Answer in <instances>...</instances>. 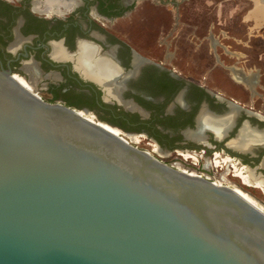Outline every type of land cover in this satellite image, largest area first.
Instances as JSON below:
<instances>
[{"label":"water","instance_id":"water-1","mask_svg":"<svg viewBox=\"0 0 264 264\" xmlns=\"http://www.w3.org/2000/svg\"><path fill=\"white\" fill-rule=\"evenodd\" d=\"M80 110L0 68V264H264L263 209Z\"/></svg>","mask_w":264,"mask_h":264},{"label":"flooded vegetation","instance_id":"flooded-vegetation-1","mask_svg":"<svg viewBox=\"0 0 264 264\" xmlns=\"http://www.w3.org/2000/svg\"><path fill=\"white\" fill-rule=\"evenodd\" d=\"M189 4L195 5L0 0V68L47 101L90 110L162 161L240 186L264 205L250 189L264 197L263 190L237 175L253 170L264 178V142L251 150L228 144L245 125L264 136V66L230 43L245 39L218 28V19L205 22L188 12ZM234 32L240 36L242 30ZM262 32L264 40V26ZM82 48L92 61L109 64L108 84L117 93L78 69ZM233 113L221 137L209 125L201 127L205 115ZM199 132L203 138L188 135Z\"/></svg>","mask_w":264,"mask_h":264},{"label":"rangeland","instance_id":"rangeland-1","mask_svg":"<svg viewBox=\"0 0 264 264\" xmlns=\"http://www.w3.org/2000/svg\"><path fill=\"white\" fill-rule=\"evenodd\" d=\"M191 2H194L195 5L189 4L190 9L188 10V12L199 14V17L203 18L202 20H205V22H215V19H218L219 22H221V25L217 26L218 28H221V30H242L241 34L237 33L240 36H236V33L234 31L232 33V35H235L234 37L236 38L245 39L244 44L239 41L232 40L230 43L233 45L234 50H240L251 55L254 60H258L259 63H256L258 64L257 67L264 66V40H262L261 36H259L263 33L262 29L264 26V17H256L253 12V10L256 9L259 4L262 5L264 10V0H190V3ZM242 19H244L245 21L242 22ZM245 33L247 34V37L244 36ZM249 38H252L253 40L249 42ZM249 44L254 46H247ZM258 55L260 59H257ZM93 114L97 116L95 113ZM97 118L99 117L97 116ZM99 119L98 121H101L102 123H105L107 125L109 124L105 120L102 121V119ZM183 169L186 171L190 170H187L186 168ZM190 171H192L193 173L195 172L193 170ZM238 187L243 193L252 196L242 187ZM260 189H262L264 192L263 188ZM250 191L254 193V195L259 199L264 200V197L260 194V191L258 189H250Z\"/></svg>","mask_w":264,"mask_h":264},{"label":"bare ground","instance_id":"bare-ground-1","mask_svg":"<svg viewBox=\"0 0 264 264\" xmlns=\"http://www.w3.org/2000/svg\"><path fill=\"white\" fill-rule=\"evenodd\" d=\"M257 4H258V2H257ZM253 12H254L256 17H264V10H263V7H262L261 4H259L256 7V9L253 10ZM82 49H83V52H82L81 55H83V56L81 57V55H80L79 58H78V62H77L78 63V69H80V70L82 69L83 72H84L83 74H85V76H89V77L95 78L96 81H98L101 84H103L105 89H107V91L110 94H115L116 91L114 92V89H112L113 87L110 88V86L108 84L109 80H110V78H109V73H110L109 69L110 68L108 67L109 64L105 63L103 60L92 61L93 59L91 60V57L88 55V53L90 51L86 50V48H82ZM80 112L83 115L87 116L89 119L98 121V119L96 118L97 116L95 117L93 112L86 113L83 110H80ZM234 117H235L234 113L232 115H230V116H227L226 118H220V119H213V118H210L208 115H205L204 117H201L200 123L202 122L201 123V127H203V128H204V124L209 125L213 130H215V132L217 134V137H221L224 134V131L226 130L229 121L234 119ZM99 122H101V121H99ZM231 122H233V120ZM101 124H103L105 127L110 129L111 131H113V132H115L117 134H121V132L119 130L113 129V127H111L110 125H107V124L102 123V122H101ZM242 127L243 128L239 132L238 137L235 138V139H232L228 143L229 145L238 147V148H240L242 150H251L253 144H255L256 142H261V141L264 142V136L263 135H261L260 133L254 132L252 129H250L246 125L242 126ZM187 133H189V132H187ZM123 134H125V133H123ZM188 135L189 136L191 135V136L197 137V138H203L202 135H201V132H199V133H191V134H188ZM130 137L132 138V140L135 138L133 135H130ZM216 162H219V161H216ZM234 166L236 167V164H234ZM237 172H238L237 175L240 176V178L242 179L244 184L264 189V178L260 177V176H257V174H255L253 170H248L247 173H243L244 172L243 170H240V171L238 170ZM193 174H199V173H193ZM215 182L217 184L224 183V182H222L220 180H216ZM231 186L234 187L241 194H243L246 198H248L255 205L259 206L261 209L264 210V205L262 203H260L258 200H256L255 198H253L249 194L243 193L235 185H231Z\"/></svg>","mask_w":264,"mask_h":264},{"label":"crops","instance_id":"crops-1","mask_svg":"<svg viewBox=\"0 0 264 264\" xmlns=\"http://www.w3.org/2000/svg\"><path fill=\"white\" fill-rule=\"evenodd\" d=\"M255 15V14H254ZM261 18V17H260Z\"/></svg>","mask_w":264,"mask_h":264}]
</instances>
